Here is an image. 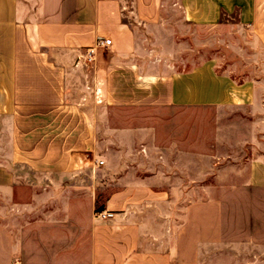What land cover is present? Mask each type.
Segmentation results:
<instances>
[{
    "label": "crops",
    "instance_id": "obj_1",
    "mask_svg": "<svg viewBox=\"0 0 264 264\" xmlns=\"http://www.w3.org/2000/svg\"><path fill=\"white\" fill-rule=\"evenodd\" d=\"M183 1L189 21L216 26L234 14L264 45V0ZM162 9L163 0H0V115L11 128L0 190L36 180L50 191L85 188L79 180L91 167L84 157L97 146L87 99L97 90L116 108L258 105L257 81L238 82L213 61L174 73L142 61L137 30L161 28ZM104 39L111 44L100 45ZM92 48L95 61L78 60ZM90 177L96 186V172ZM250 184L264 188V159L251 162ZM151 191L144 182L127 184L105 201L103 211L114 213L107 220L97 217L93 191L86 201L68 198L71 208L60 218L46 215V225L0 223V264H172L170 255L141 249L132 208Z\"/></svg>",
    "mask_w": 264,
    "mask_h": 264
},
{
    "label": "rangeland",
    "instance_id": "obj_2",
    "mask_svg": "<svg viewBox=\"0 0 264 264\" xmlns=\"http://www.w3.org/2000/svg\"><path fill=\"white\" fill-rule=\"evenodd\" d=\"M183 7L163 0V26L137 30L142 61L166 73L213 61L238 82L257 81L258 105L116 108L97 90L87 99L97 121L94 157L103 162L90 166L94 190L90 173L79 180L83 190L69 193L41 180L0 190V223L46 225V215L71 208L68 198L86 201L94 191L104 205L127 184L144 182L154 196L132 208L142 250L170 255L172 264H264V188L250 184L251 162L264 159V45L237 15L206 26L189 21ZM10 132L9 117L0 115V162L9 161Z\"/></svg>",
    "mask_w": 264,
    "mask_h": 264
},
{
    "label": "built area",
    "instance_id": "obj_3",
    "mask_svg": "<svg viewBox=\"0 0 264 264\" xmlns=\"http://www.w3.org/2000/svg\"><path fill=\"white\" fill-rule=\"evenodd\" d=\"M110 44H111V40H109V39H104L103 41L100 42V45H102V46H109ZM80 59H84L87 63H92L96 59L95 58V49L94 48L88 49L86 52V55H84L83 57L82 56L78 57V60H80ZM84 163L87 166H91V167H97V165L103 164L102 161H99L94 156L91 157V156H87V155L84 157ZM97 217L99 219H102V220H107V219L113 218L114 213H112L110 211H102V212L98 213Z\"/></svg>",
    "mask_w": 264,
    "mask_h": 264
},
{
    "label": "trees",
    "instance_id": "obj_4",
    "mask_svg": "<svg viewBox=\"0 0 264 264\" xmlns=\"http://www.w3.org/2000/svg\"><path fill=\"white\" fill-rule=\"evenodd\" d=\"M105 209L104 205H99V201L96 200L95 211L102 212Z\"/></svg>",
    "mask_w": 264,
    "mask_h": 264
}]
</instances>
